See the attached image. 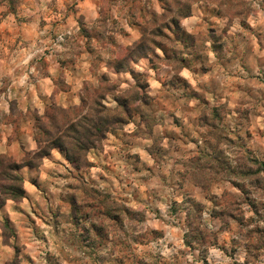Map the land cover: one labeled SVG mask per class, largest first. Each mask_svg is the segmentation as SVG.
<instances>
[{"label":"clouds","instance_id":"obj_1","mask_svg":"<svg viewBox=\"0 0 264 264\" xmlns=\"http://www.w3.org/2000/svg\"><path fill=\"white\" fill-rule=\"evenodd\" d=\"M0 264H264V0H0Z\"/></svg>","mask_w":264,"mask_h":264}]
</instances>
